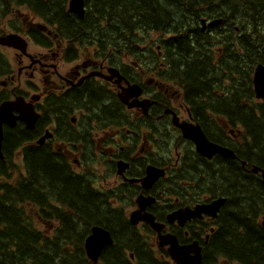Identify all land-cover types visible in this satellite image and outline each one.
<instances>
[{"label":"flooded vegetation","instance_id":"1","mask_svg":"<svg viewBox=\"0 0 264 264\" xmlns=\"http://www.w3.org/2000/svg\"><path fill=\"white\" fill-rule=\"evenodd\" d=\"M69 1L57 16L82 20L68 12ZM23 5L12 14L13 20L0 27V38H20L10 46L0 45L1 152L3 159L6 157V162L0 159V169L7 174H15L17 169L24 176L23 150L32 147L45 148L72 166L90 159L93 171L89 184L101 201V228L107 227L112 238L107 247L115 245V236L119 238L118 250L128 257L129 264L138 263L130 261L136 250L150 259L144 261L147 264H173L168 246L160 245V238H173L181 247L197 244L203 259V243L210 251L214 234L220 228L226 233L224 210L240 214L242 207V203L234 206L226 191L211 190L210 177L218 173L210 169L217 171L219 163L233 161L241 174L263 184L259 171L254 172L255 164L247 167L238 155L241 152H235L242 140L256 138L248 127H230L225 121L218 125L217 116L215 125L207 127L203 118L223 110L218 103L244 101L245 90L247 93L251 88L253 92V75L243 86L240 75L226 64L241 56L239 45L230 44L224 52L215 47L232 36L238 39L237 29L226 27L221 18L202 25L198 21L196 30L173 34L171 44L162 43L159 34L138 36L140 41L128 44L123 57L118 58L119 51L113 45L84 42L87 33L83 28L71 34L72 27L66 26L62 17L61 29L52 31L50 22L35 15L29 4ZM52 14L57 17L54 12L46 15ZM41 16L46 17L45 13ZM217 19L222 20L220 26L207 27ZM68 36L71 39L66 44ZM179 39L189 44L182 49ZM166 49L175 57L171 62L165 59ZM181 57L183 61L178 60ZM188 64L192 65L188 68ZM196 65L203 66L198 73L191 69ZM110 70H116L120 79H109ZM133 85L137 86L134 91H124ZM253 96L254 101V92ZM256 100L263 102L247 107L264 108V98ZM11 103L15 105L3 110ZM30 109L37 114L33 130L27 128ZM197 131L209 142L232 151L233 157L199 155L189 138L197 137ZM44 135L42 146L36 145ZM73 169L77 173L78 166ZM221 172L223 184L234 189L225 171ZM2 180L4 176H0ZM249 185L240 177L235 189L242 194ZM219 198L224 204L215 217L207 213L209 208H200ZM36 220L42 227L47 225L38 217ZM237 232L243 236L242 226ZM119 241L138 243L139 249L122 247ZM193 253L190 248L189 255ZM223 253L228 256V252ZM212 259L210 264H264V248L261 262L229 261L219 257L216 250Z\"/></svg>","mask_w":264,"mask_h":264},{"label":"trees","instance_id":"2","mask_svg":"<svg viewBox=\"0 0 264 264\" xmlns=\"http://www.w3.org/2000/svg\"><path fill=\"white\" fill-rule=\"evenodd\" d=\"M51 0H0V14L3 16L14 6L29 4L33 11L51 23V28L61 29L65 1ZM56 7V9L54 8ZM54 8L55 10H53ZM63 8V12H62ZM85 14L82 20L68 19L64 23L71 26L76 34L77 28H83L87 36H96L98 43H112L115 49H123L132 42L137 33L160 34L162 43L171 44L172 35L185 30H196L201 18H221L225 26L236 28L240 34L227 38L225 50L230 44H238L241 56H234L227 61L233 73L240 75L242 85L245 73L239 72L240 62L246 63L252 70L257 63L264 65V0H85ZM55 13L54 14L46 15ZM45 13V16L41 14ZM59 17V18H58ZM231 30V29H230ZM169 35V38H165ZM182 49L188 41L179 39ZM233 51H237L233 48ZM165 59L169 62L175 57L166 49ZM183 61L182 57L178 58ZM192 64H188L187 67ZM174 65L170 63V67ZM202 65L193 66V72L198 73ZM200 89H204L199 84ZM245 96L253 99L251 88L245 90ZM223 110H216L218 114L203 117L207 127L215 125V116L223 118L230 126L248 127L253 140L241 141V147L235 152L247 167L253 163L264 170V108L247 107L242 101L234 99L218 103ZM253 127V129H252ZM30 151V154L28 153ZM25 153L23 168L24 176L12 177L10 183L0 185V264H91L84 253V241L90 234L92 227H102L100 213L101 201L97 199L89 184L87 172L79 176L71 170V166L62 162L56 154L49 153L45 148H30ZM220 164L218 176L211 175V190L226 191L235 205L246 204L240 214H230L227 210L222 213L226 220V233L221 228L211 239L210 251L208 244L203 243L204 257L202 264H210L212 254L216 250L219 257L237 260L240 263L258 260L261 262V249L264 248V231L256 224L253 215L264 214V185L253 177L241 174V168L233 161L225 160ZM231 180L232 186L224 185L222 172ZM0 176L8 174L0 169ZM250 183L248 192L242 194L236 191L239 178ZM254 190V191H253ZM244 200V201H243ZM29 206L26 207L25 205ZM36 207L40 220L48 223L44 231L30 225L27 208ZM108 220V219H107ZM106 220V221H107ZM221 217L219 219L222 227ZM243 228L240 237L237 230ZM107 231V227H103ZM224 236V241L221 237ZM117 241L119 238L115 237ZM103 250L98 264H129L128 257L118 250V243ZM120 243L126 248L139 249L138 243ZM263 247V248H261ZM260 249V252L258 251ZM228 252V256L223 253ZM137 264H147L145 257L136 250L133 254ZM209 257V260H208ZM146 258V259H145ZM157 263V260H155Z\"/></svg>","mask_w":264,"mask_h":264},{"label":"water","instance_id":"3","mask_svg":"<svg viewBox=\"0 0 264 264\" xmlns=\"http://www.w3.org/2000/svg\"><path fill=\"white\" fill-rule=\"evenodd\" d=\"M68 12L73 13L79 17H83L84 15V0H70L68 3ZM220 21H214L209 24V27H214L218 25ZM15 42L13 37H7L5 39H0V44L10 46ZM253 91L256 99L264 98V66L259 64L255 67L253 77ZM15 104L11 103L6 106H3V110L12 108ZM27 115V113H25ZM2 115V111L0 112V116ZM37 115L30 109V127H27L30 130H33V126L36 122ZM47 135H44L41 139L38 140L37 144L42 145ZM194 141L197 152L199 155L204 156L206 158H211L214 155H220L224 158H232L233 153L226 149L219 147L209 141L199 132L197 131V137H189ZM1 140L2 134L0 129V149H1ZM1 157V154H0ZM259 171L258 169H254V172ZM261 178L264 183V171H261ZM224 204V200H217L212 202L210 206L204 207L209 208L207 213L211 216H215V213L218 212L220 207ZM141 220H145L149 222V220L140 218ZM262 227L264 228V219L262 221ZM155 229V228H154ZM157 230V229H156ZM161 239V246H169L168 254L171 260L176 264H200L198 250L192 249L196 255L195 257L188 258V254L190 253L189 247H179L174 239ZM112 239L109 233L105 230H102L99 227H94L91 229V234L84 241V251L87 258L93 263L97 264L99 257L102 251L109 245H111Z\"/></svg>","mask_w":264,"mask_h":264},{"label":"rangeland","instance_id":"4","mask_svg":"<svg viewBox=\"0 0 264 264\" xmlns=\"http://www.w3.org/2000/svg\"><path fill=\"white\" fill-rule=\"evenodd\" d=\"M22 7H24V5L23 4H21V5H16V6H14L9 12H7L4 16H3V14H1L0 15V27H3V25H4V23L5 22H8L9 20H13L12 18V14L15 12V11H18V10H21L22 9ZM26 7V6H25ZM35 14V13H34ZM36 15V14H35ZM15 18H17V16L15 17ZM14 18V19H15ZM30 22H32V20H30ZM22 24V23H21ZM23 25V24H22ZM237 34H240V32L237 30V32H236ZM221 47V51L222 52H224L225 51V48L224 47H226V41H225V43H220L219 45H217V44H215V47ZM214 47V48H215ZM214 53H215V55L216 56H218L219 55V53H216L215 51H214ZM253 68H254V66H253ZM253 68H252V70H250L249 68H248V66H247V64L245 63H243L242 61L240 62V66H239V71L241 72V73H245L244 71H246L249 75H245L244 77H242V78H248L249 76L251 77V75H253ZM225 83H228V81L226 80V82ZM252 99H248V98H246L244 101H242L243 103H245V104H251V105H253V104H260V103H262L263 101L262 100H256V99H254V101L253 102H250ZM249 101V102H248ZM261 101V102H260ZM218 125H220L219 124V122H218ZM230 127H238V126H230ZM93 163V162H92ZM90 164V163H89ZM90 165H92V164H90ZM6 184H9V180L7 179V178H5L4 180H2V181H0V185H6ZM246 191H248V192H252V190H246ZM254 191V190H253ZM244 201V200H243ZM26 207H28L29 205L28 204H26L25 205ZM246 204H243L242 205V209H244V208H246ZM38 210H29V208H27V217H30L31 215H33L32 216V218H30V225L31 226H33L34 228H36V229H38V230H40V231H44V228H45V226H41V225H39V223H38V221L36 220V214H38V212H37ZM257 216H258V218H260L261 217V214H257ZM46 223V222H45ZM48 224V223H47Z\"/></svg>","mask_w":264,"mask_h":264},{"label":"bare ground","instance_id":"5","mask_svg":"<svg viewBox=\"0 0 264 264\" xmlns=\"http://www.w3.org/2000/svg\"><path fill=\"white\" fill-rule=\"evenodd\" d=\"M182 130V129H181ZM183 132V131H182ZM202 135H203V133L202 132H200ZM204 136V135H203Z\"/></svg>","mask_w":264,"mask_h":264}]
</instances>
